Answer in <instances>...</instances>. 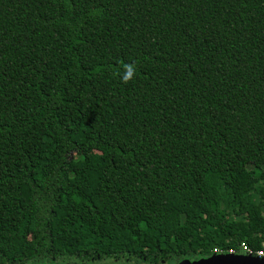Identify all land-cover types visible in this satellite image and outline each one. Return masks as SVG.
Listing matches in <instances>:
<instances>
[{
  "label": "trees",
  "instance_id": "1",
  "mask_svg": "<svg viewBox=\"0 0 264 264\" xmlns=\"http://www.w3.org/2000/svg\"><path fill=\"white\" fill-rule=\"evenodd\" d=\"M240 244L264 250V0H0V264Z\"/></svg>",
  "mask_w": 264,
  "mask_h": 264
},
{
  "label": "rangeland",
  "instance_id": "2",
  "mask_svg": "<svg viewBox=\"0 0 264 264\" xmlns=\"http://www.w3.org/2000/svg\"><path fill=\"white\" fill-rule=\"evenodd\" d=\"M122 261H124L125 263H129V264L139 263L138 261H135V260L129 261L128 259H125V260H122ZM65 262H75V261L70 260V261H65ZM65 262H63V263H65ZM63 263H59V264H63ZM26 264H52V263H49L47 260H38L37 262H30V263H26ZM106 264H108V263H106ZM167 264H237V263L235 262L234 259H228L226 255H223V254H210L208 256L200 257V258H197V259H193V258H184V259L175 258V259H173L172 261H170Z\"/></svg>",
  "mask_w": 264,
  "mask_h": 264
},
{
  "label": "built area",
  "instance_id": "3",
  "mask_svg": "<svg viewBox=\"0 0 264 264\" xmlns=\"http://www.w3.org/2000/svg\"><path fill=\"white\" fill-rule=\"evenodd\" d=\"M212 254H223V255H242V256H249V257H257V258H264V250H251L247 248L244 244L239 245V249L237 251L233 249H226V250H219V249H212Z\"/></svg>",
  "mask_w": 264,
  "mask_h": 264
},
{
  "label": "clouds",
  "instance_id": "4",
  "mask_svg": "<svg viewBox=\"0 0 264 264\" xmlns=\"http://www.w3.org/2000/svg\"><path fill=\"white\" fill-rule=\"evenodd\" d=\"M136 65L135 63H125L122 65V69L117 70L114 75L120 79V82L123 84H127L136 75Z\"/></svg>",
  "mask_w": 264,
  "mask_h": 264
},
{
  "label": "water",
  "instance_id": "5",
  "mask_svg": "<svg viewBox=\"0 0 264 264\" xmlns=\"http://www.w3.org/2000/svg\"><path fill=\"white\" fill-rule=\"evenodd\" d=\"M228 259H234L237 264H264V258L242 255H226Z\"/></svg>",
  "mask_w": 264,
  "mask_h": 264
},
{
  "label": "flooded vegetation",
  "instance_id": "6",
  "mask_svg": "<svg viewBox=\"0 0 264 264\" xmlns=\"http://www.w3.org/2000/svg\"><path fill=\"white\" fill-rule=\"evenodd\" d=\"M129 261H131V260H129ZM63 264H77V263L76 262H65ZM108 264H129V263H125L124 261H114L113 263H108ZM136 264H142V263L139 262V263H136Z\"/></svg>",
  "mask_w": 264,
  "mask_h": 264
}]
</instances>
